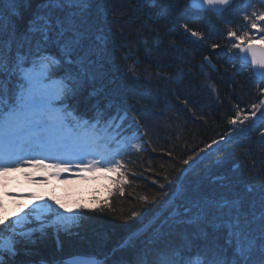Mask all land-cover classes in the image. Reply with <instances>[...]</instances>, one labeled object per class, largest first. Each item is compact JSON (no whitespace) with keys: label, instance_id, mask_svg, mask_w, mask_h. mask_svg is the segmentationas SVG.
<instances>
[{"label":"trees","instance_id":"1","mask_svg":"<svg viewBox=\"0 0 264 264\" xmlns=\"http://www.w3.org/2000/svg\"><path fill=\"white\" fill-rule=\"evenodd\" d=\"M40 2L20 0L19 15L15 18L18 32L26 29ZM175 2L176 7L171 10H167L169 0H155L153 5L144 0L93 3L91 27L81 49L86 57L95 51L100 53L108 58L109 64L90 71L82 65L69 66L74 77V83L70 84L73 93L65 100L82 119L92 121L98 113H104L105 118L119 113L124 117V125L119 129L123 135L146 133L142 140L132 141L145 150L132 149L128 155L117 157L125 164L131 181L125 186L124 195L116 191L117 175L113 173L101 188L94 190L96 195H92L90 203H80L79 217L67 229L49 227L44 232L32 233L30 239L17 244L13 259L5 256V264H63V259L71 256L94 257L103 264H140L141 260L151 264L164 249L183 247L186 252L199 255L208 249L203 248L208 244L211 252L224 246L227 232L219 234L224 227L211 217L197 224L181 223L173 220L167 206L186 187H195L196 191L189 192L188 197H198L200 184L212 185V169L206 163H212L209 157L220 155L208 154L215 145L210 149L205 146L222 136L225 139L230 136L228 147L241 144L244 152L262 157L251 162L234 185L237 194L248 197L245 207L255 200L244 186L253 177L256 184L264 181V137L261 136L264 119L252 122V118L233 126L229 119L237 111L242 117L250 114L252 105L259 103L257 82L249 68L241 67L236 58L228 63L226 41L230 26L225 22L228 17H222L225 12L206 15L191 11L188 0ZM237 3L231 7L236 8ZM105 9L110 10L105 13ZM184 23L192 31L200 32L204 39L198 40L185 31ZM97 36L102 39L98 40ZM212 43L219 47L213 49ZM205 57L214 63L215 72L205 65ZM245 127L249 128L246 134ZM195 153H199L198 159L189 165L180 163ZM199 166L204 168L201 172L196 170ZM142 195L157 198L145 204L140 200ZM227 199L233 198L228 195ZM101 208L104 210L100 211ZM134 211L136 217L132 216ZM47 215L49 220L53 219L52 214ZM38 223L33 221L28 228ZM153 227L158 230H150ZM144 228L148 230L142 235L139 230ZM9 234V230H0V240ZM252 254L259 259L258 249Z\"/></svg>","mask_w":264,"mask_h":264},{"label":"snow or ice","instance_id":"2","mask_svg":"<svg viewBox=\"0 0 264 264\" xmlns=\"http://www.w3.org/2000/svg\"><path fill=\"white\" fill-rule=\"evenodd\" d=\"M94 2L41 0L38 11L28 21L26 29L18 32L15 18L19 15L17 6L20 0H0V177L20 170L24 165L32 169H55L53 175L56 176L76 167L80 171L115 173L118 184L116 191L121 195L125 194V186L131 183L125 164L117 157L128 155L132 149L144 151L141 144L132 141L142 140L146 133L123 135L119 129L124 117L119 113L108 118L104 113H98L94 120L89 121L78 118L63 104L73 93L70 84L74 83V77L69 66L83 64L80 52L91 27L90 9ZM144 2L153 5L155 0ZM235 2L190 0L192 8L217 14L229 10ZM175 7V0H169L167 10ZM109 10L105 9V13ZM242 16L244 30L238 32L230 28L227 31L231 45L228 51L241 61L242 66H251L261 99L258 104L252 105L250 114L242 117L241 112L237 111L235 117L229 119L232 125L243 124L252 118L264 119V0H246ZM182 27L198 40L204 39L200 32L189 29L187 23ZM249 29L254 32L250 34ZM97 39L102 37L97 36ZM211 47L216 49L219 45L212 43ZM257 112H260V116H257ZM261 136L264 137V132ZM224 140L222 136L219 141L213 140L205 147L210 149L212 145H217L219 150L220 141ZM148 146L152 147L151 144ZM172 158L176 159L175 156ZM198 158L199 153H195L180 163L189 165L190 161ZM46 159L53 163L45 164ZM216 163L223 161L218 159ZM29 178H32L31 174ZM254 180L255 177L246 185V193L257 192L259 196L247 207L245 196L240 194L231 200L215 201L185 195L172 205V216L178 222L197 224L211 217L226 228L231 255L220 249L210 253L201 252L193 259V255L183 247H175L158 252L151 264H264V183L257 185ZM156 198L140 196L145 204L152 203ZM34 204L28 212L0 218V230H9L10 233L4 242H0V264H5V256L13 259L17 255V244L30 239L32 233L44 232L49 227L67 229L79 217L78 213L64 215L48 203ZM3 207L0 204V208ZM48 213L52 214V220H49ZM132 216L136 217L137 213L132 212ZM33 221L39 222L38 226L25 229V225ZM254 232L257 234L254 235ZM257 249L259 259L253 261L252 253ZM88 264L103 262L93 258ZM140 264L149 262L141 260Z\"/></svg>","mask_w":264,"mask_h":264},{"label":"rangeland","instance_id":"3","mask_svg":"<svg viewBox=\"0 0 264 264\" xmlns=\"http://www.w3.org/2000/svg\"><path fill=\"white\" fill-rule=\"evenodd\" d=\"M237 3V7L236 8H230L229 10L225 11V13L222 15V17H228V20H225V22H228V25L230 26L229 28L236 30V31H243V25H244V21H243V16H242V12L244 10L245 4H246V0H244V4L241 3V1H236ZM243 5V6H242ZM257 8L260 7L259 4H257L256 6ZM251 9H249L250 11ZM218 27V22L217 20L215 21ZM225 24V23H224ZM250 34H252L254 32V30H250L249 29ZM224 38V37H222ZM230 39V38H229ZM228 39V40H229ZM228 40L226 41L227 43V51L228 49L231 47V45L228 43ZM236 51V50H233ZM229 52V51H228ZM228 55H230L228 63H232L234 60V57L230 52L227 53ZM242 67V65H241ZM240 73L242 71H239ZM243 74V72H242ZM253 122V120H252ZM250 128V126H248ZM246 129V127H245ZM244 129V131H245ZM249 131V129H248ZM247 131V132H248ZM232 138H235V136H232ZM53 163V161H52ZM46 164H50V163H46ZM32 170V172L34 173H54L56 170L55 169H28V171ZM28 171H24V172H28ZM87 171V170H85ZM78 172H80L79 169H75L73 170L72 168L66 173V172H62L60 173L59 176L53 175V179L55 180L54 182V198L56 199V204H55V208H57L58 211L62 212L64 215H71L73 213H77V211L79 210L80 203L81 202H85L86 203H90V200L92 199V195H96V192H94V190L96 188H100L98 185L102 182L100 178H97L95 176H93V173H96L98 171H87L89 173V175L91 176L89 183H87V181L81 180V179H77ZM16 174H13L11 172H9L7 175L0 177V201L3 202L4 205V209H5V201H7V203L9 202V198L7 195H4V193H6L7 191H20V192H24L27 191L28 193L30 191L34 192V194H42V193H48L51 190V186L47 185L41 178H38L37 180H35L34 182H31V186L33 188V190L31 188L26 187V182L24 181V179H22L21 181H17V180H13L12 177H15ZM22 175V174H21ZM23 178V177H22ZM93 182V183H92ZM29 185V184H28ZM96 185V187H94ZM101 190V189H100ZM43 198V197H42ZM75 199V200H74ZM32 199H29V201H27V209H29V207H34L36 203H41V201H31ZM38 200V199H37ZM40 200V199H39ZM43 201V200H42ZM59 206V207H57ZM0 209V218H8V217H14L17 213H21V210L23 208H21L20 206H18L16 203H9L7 206V209ZM30 210V209H29ZM51 215V214H50ZM25 228H28V225H25ZM18 230V229H17ZM146 230V228L142 229L141 231L139 230V232L143 233ZM19 232V231H18ZM138 232V233H139ZM9 235L5 236L0 240V242H4L7 237ZM32 237V235H31Z\"/></svg>","mask_w":264,"mask_h":264},{"label":"bare ground","instance_id":"4","mask_svg":"<svg viewBox=\"0 0 264 264\" xmlns=\"http://www.w3.org/2000/svg\"><path fill=\"white\" fill-rule=\"evenodd\" d=\"M81 57L83 58V64H77V65H82L85 66L84 69L89 68L90 70H98L100 68H103L109 64L108 58L107 57H102L100 53H97L96 51L92 54V56L86 57L84 55V50L81 49L80 52ZM90 59L94 62H89ZM90 75V73H88ZM211 153L212 155H216V153L213 150H208V154ZM229 155H220V157L213 158L212 163L207 164L213 171L216 177L215 182L211 185V188L209 190L211 197L213 199H217L218 194L215 193L216 191V186L219 183L225 184L224 187V192L221 194L222 197H226L230 195L232 198H235L237 193H236V188H235V183L238 182L241 177L243 176V173L247 170L248 167H250L251 162H256L257 160H261V156L259 154H255L252 152L245 151L241 144H239L236 148H234L231 152H227ZM231 157L232 160H231ZM220 158L226 159L224 161V166L222 168V163L217 164L216 161ZM218 165H221V167H217ZM204 169V168H203ZM203 169H200L199 171L201 172ZM205 169H209L208 167H205ZM251 170V169H250ZM214 178V177H211ZM261 183H264V181H261ZM245 184L244 188L246 189ZM235 185V186H234ZM259 185V184H257ZM241 186V185H240ZM242 195V194H241ZM249 195H253L252 197L258 199L259 194H253L250 193ZM215 197V198H214ZM245 198H248L245 196ZM174 220V219H173ZM171 224L174 226V223L171 222ZM69 258V257H67ZM252 259L253 261L258 260L256 257V254H252Z\"/></svg>","mask_w":264,"mask_h":264},{"label":"water","instance_id":"5","mask_svg":"<svg viewBox=\"0 0 264 264\" xmlns=\"http://www.w3.org/2000/svg\"><path fill=\"white\" fill-rule=\"evenodd\" d=\"M188 7L193 10V11H204V12H209L211 14H217L213 11H208L205 9H200V8H192L191 4H190V0H188ZM206 7V6H205ZM223 12V11H222ZM221 12V13H222ZM220 14V13H219ZM238 61L241 63V61L238 59ZM205 65H207L212 71H216V67L214 66V63L212 61H210L209 59H205ZM242 64V63H241ZM250 70H251V66L249 65ZM252 72V71H251ZM223 187H220V189H222ZM224 189V188H223ZM93 259V258H88V257H83V256H73V257H69V258H65L64 262L67 264H88V262Z\"/></svg>","mask_w":264,"mask_h":264},{"label":"flooded vegetation","instance_id":"6","mask_svg":"<svg viewBox=\"0 0 264 264\" xmlns=\"http://www.w3.org/2000/svg\"><path fill=\"white\" fill-rule=\"evenodd\" d=\"M225 142H227V143H229L230 144V141L229 140H226ZM214 152L215 153H217L218 155H229V153H227V152H231V151H229L228 149H225V148H223V144H220V146H219V150H217V148H215L214 149ZM222 153H224V154H222ZM220 160H222L223 161V163L221 164L222 165V168H223V166H224V161L226 160V159H222V158H220ZM205 167H206V165H205ZM212 174H213V177L214 178H216L215 177V174H214V171L212 170Z\"/></svg>","mask_w":264,"mask_h":264}]
</instances>
